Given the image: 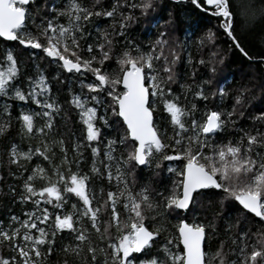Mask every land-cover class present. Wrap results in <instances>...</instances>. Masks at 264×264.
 <instances>
[{
    "label": "snow or ice",
    "instance_id": "snow-or-ice-1",
    "mask_svg": "<svg viewBox=\"0 0 264 264\" xmlns=\"http://www.w3.org/2000/svg\"><path fill=\"white\" fill-rule=\"evenodd\" d=\"M190 4L217 24L194 41L202 78L180 83L199 25L157 19L156 0H0L13 42L0 48V169L19 206L0 217V264H264V110L249 115L246 84L227 87L218 34L253 58L232 0ZM142 18L157 29L146 44L130 33ZM165 161L178 162L170 187L138 186Z\"/></svg>",
    "mask_w": 264,
    "mask_h": 264
},
{
    "label": "trees",
    "instance_id": "trees-1",
    "mask_svg": "<svg viewBox=\"0 0 264 264\" xmlns=\"http://www.w3.org/2000/svg\"><path fill=\"white\" fill-rule=\"evenodd\" d=\"M53 3L59 4L60 0H52ZM46 0H37V5L44 6ZM232 10L237 14V27L236 34L241 39L242 46L248 51L249 56L253 59L249 60L244 57L238 50L230 46V42L224 38L222 34H218L216 39V45L219 47L220 54L224 56L225 68L229 77H232L228 81L227 87L231 90H235L241 84H246L252 89L251 96L249 97L251 106L248 108L249 115L256 114L257 109L264 110V98L262 97V90H264V66L259 62L260 57H264V0H232ZM247 9V15L243 13ZM172 13L179 23V29L183 30L189 24L199 25L196 28L195 36L192 38V43L186 51H180V60L177 65L178 78L180 83L191 82L193 74L196 79H201L205 69L195 63L200 58V53L195 46V38L202 35L208 28L216 30L217 21L211 18L207 13H199L198 10H194V6L190 4V0H156V9L154 15L159 18L167 19L168 14ZM152 12L149 13L151 17ZM157 29L155 27H149L146 29L143 18L139 23L130 27L131 37L141 43L146 44L149 39L154 38ZM13 46V42L0 41V48ZM17 53L22 59H27V55L21 52L20 49H16ZM179 51V50H178ZM189 55L192 57V63H188ZM205 58L208 56V49L203 52ZM115 65L113 64V67ZM180 83L173 85L176 91L180 90ZM229 106L231 101H227ZM0 153V159L3 158ZM177 166L178 162L165 161L162 167L165 169L160 176H155L147 168H141L136 176L138 186L149 181L151 178L152 186L158 190H163L164 187H170V177L166 172L168 166ZM15 183L11 177L7 175V172L0 169V217L6 218L11 211L19 212V206L13 205L9 196L8 185ZM209 196H205L202 203L206 207L209 202ZM200 206L197 205L199 211ZM219 210V208H217ZM200 216H205V212L200 211ZM235 214L233 213V216ZM191 216H189V220ZM177 221L170 219L169 225H174ZM223 221H221V224ZM151 227V223L149 224ZM163 234L161 239L166 236ZM219 241L213 239L210 244V250L215 251ZM7 252V249L2 250ZM56 257H53L55 260Z\"/></svg>",
    "mask_w": 264,
    "mask_h": 264
}]
</instances>
